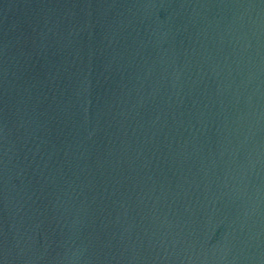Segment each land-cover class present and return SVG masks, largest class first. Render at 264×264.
Instances as JSON below:
<instances>
[{
  "label": "water",
  "instance_id": "95a60500",
  "mask_svg": "<svg viewBox=\"0 0 264 264\" xmlns=\"http://www.w3.org/2000/svg\"><path fill=\"white\" fill-rule=\"evenodd\" d=\"M0 264H264V0H0Z\"/></svg>",
  "mask_w": 264,
  "mask_h": 264
}]
</instances>
